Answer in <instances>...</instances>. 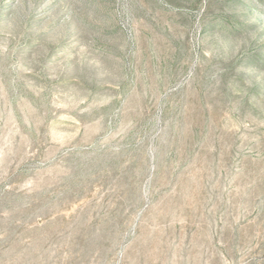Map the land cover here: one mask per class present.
I'll list each match as a JSON object with an SVG mask.
<instances>
[{
	"label": "rangeland",
	"instance_id": "374dc122",
	"mask_svg": "<svg viewBox=\"0 0 264 264\" xmlns=\"http://www.w3.org/2000/svg\"><path fill=\"white\" fill-rule=\"evenodd\" d=\"M0 264H264V0H0Z\"/></svg>",
	"mask_w": 264,
	"mask_h": 264
}]
</instances>
